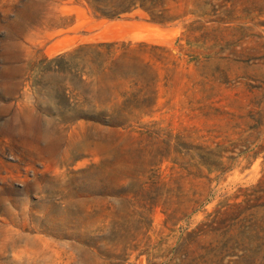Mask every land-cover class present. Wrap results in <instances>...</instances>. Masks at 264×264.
<instances>
[{
	"label": "rangeland",
	"instance_id": "rangeland-1",
	"mask_svg": "<svg viewBox=\"0 0 264 264\" xmlns=\"http://www.w3.org/2000/svg\"><path fill=\"white\" fill-rule=\"evenodd\" d=\"M0 264H264V0H0Z\"/></svg>",
	"mask_w": 264,
	"mask_h": 264
}]
</instances>
